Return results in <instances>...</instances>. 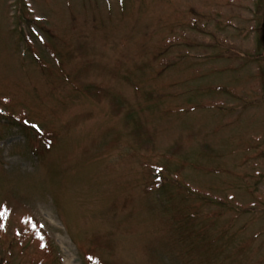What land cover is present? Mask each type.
I'll return each instance as SVG.
<instances>
[{
	"label": "rangeland",
	"instance_id": "374dc122",
	"mask_svg": "<svg viewBox=\"0 0 264 264\" xmlns=\"http://www.w3.org/2000/svg\"><path fill=\"white\" fill-rule=\"evenodd\" d=\"M263 18L264 0H0L3 263L264 264Z\"/></svg>",
	"mask_w": 264,
	"mask_h": 264
},
{
	"label": "trees",
	"instance_id": "16d2710c",
	"mask_svg": "<svg viewBox=\"0 0 264 264\" xmlns=\"http://www.w3.org/2000/svg\"><path fill=\"white\" fill-rule=\"evenodd\" d=\"M263 23H264V18L262 19V26H261V28H259V30H258V32H260V36L262 37V39L261 40H263V42H264V35H263ZM32 128V127H31ZM32 130L34 131V133H35V131L37 132V133H39L40 131L39 130H36L35 128H32ZM36 134V133H35ZM38 136V138L39 137H41V134H37ZM8 215H10V213H9V210L3 205V207L1 206L0 207V228L1 229H3V230H1L0 231V234L1 235H4L5 236V234H6V232H4L5 231V224H4V222L2 221V220H5V219H7L8 218ZM22 220H24V221H26V222H28L23 216H22ZM26 225H27V229L26 228H22V229H19V230H17L18 232L17 233H15L14 235H15V237H12L13 239H17V237H16V235L19 233V235L21 234V235H24V236H28V235H33L34 233H33V230H32V228L30 227V225L29 224H27L26 223ZM34 241H36V243L38 244V246H39V244H40V242H41V248L42 249H44V248H46L47 246H46V244H47V238L45 237V236H42V235H40L39 237H38V239H34ZM43 241H44V243H43ZM5 242V240H2V244ZM4 245V244H3ZM44 246V247H43ZM40 247V246H39ZM9 254H11V250L9 249V248H5L4 249V251H3V253L0 255L1 256V261H2V263L1 264H5V263H7L8 261H9V259H8V255ZM86 256H87V258L88 259H90V261L92 260V255H91V253H86ZM3 262H5V263H3Z\"/></svg>",
	"mask_w": 264,
	"mask_h": 264
},
{
	"label": "snow or ice",
	"instance_id": "6c2138e0",
	"mask_svg": "<svg viewBox=\"0 0 264 264\" xmlns=\"http://www.w3.org/2000/svg\"><path fill=\"white\" fill-rule=\"evenodd\" d=\"M33 127H36L35 125H33Z\"/></svg>",
	"mask_w": 264,
	"mask_h": 264
},
{
	"label": "water",
	"instance_id": "95a60500",
	"mask_svg": "<svg viewBox=\"0 0 264 264\" xmlns=\"http://www.w3.org/2000/svg\"><path fill=\"white\" fill-rule=\"evenodd\" d=\"M264 32V31H263Z\"/></svg>",
	"mask_w": 264,
	"mask_h": 264
}]
</instances>
